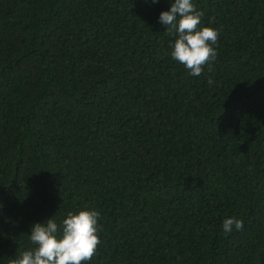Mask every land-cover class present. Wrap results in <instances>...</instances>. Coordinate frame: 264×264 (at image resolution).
I'll list each match as a JSON object with an SVG mask.
<instances>
[{"label":"trees","instance_id":"trees-1","mask_svg":"<svg viewBox=\"0 0 264 264\" xmlns=\"http://www.w3.org/2000/svg\"><path fill=\"white\" fill-rule=\"evenodd\" d=\"M192 2L219 33L199 76L170 0H0V264L85 206V264H264V0Z\"/></svg>","mask_w":264,"mask_h":264},{"label":"clouds","instance_id":"clouds-1","mask_svg":"<svg viewBox=\"0 0 264 264\" xmlns=\"http://www.w3.org/2000/svg\"><path fill=\"white\" fill-rule=\"evenodd\" d=\"M202 16L203 12L197 10L192 0H170V8L159 15V22L175 37L171 44L172 58L192 76L201 75L205 66L211 72L212 62L217 57L214 45L218 30L202 25ZM208 83H213L211 77ZM53 217L31 225L29 239L34 247L21 251L8 264H85L92 260L101 243L98 235L100 213L85 206L76 212H67L59 224ZM243 226V220L235 216L224 218L222 223L225 234L233 229L242 230Z\"/></svg>","mask_w":264,"mask_h":264}]
</instances>
